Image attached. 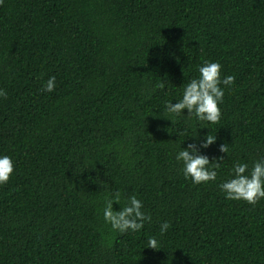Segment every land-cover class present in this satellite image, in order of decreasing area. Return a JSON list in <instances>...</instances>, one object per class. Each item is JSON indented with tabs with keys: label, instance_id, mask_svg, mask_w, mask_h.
I'll return each instance as SVG.
<instances>
[{
	"label": "trees",
	"instance_id": "16d2710c",
	"mask_svg": "<svg viewBox=\"0 0 264 264\" xmlns=\"http://www.w3.org/2000/svg\"><path fill=\"white\" fill-rule=\"evenodd\" d=\"M204 61L235 77L217 124L165 108ZM0 89V264H264V199L219 188L264 160V0H3ZM189 144L223 158L215 181L185 178ZM117 191L113 211L135 195L151 216L140 231L104 221Z\"/></svg>",
	"mask_w": 264,
	"mask_h": 264
},
{
	"label": "clouds",
	"instance_id": "9594fccd",
	"mask_svg": "<svg viewBox=\"0 0 264 264\" xmlns=\"http://www.w3.org/2000/svg\"><path fill=\"white\" fill-rule=\"evenodd\" d=\"M3 0H0V6ZM198 78L192 79L185 87L182 99L176 103L168 102L165 108L168 113L179 116L184 110L191 118L195 116L200 121H207L211 124L219 123L221 111L219 104L223 100L224 91L220 87L221 83L230 86L234 83L233 75L226 76L221 80V65L219 62L204 61L198 68ZM55 76L49 77L41 91L51 93L55 90ZM163 87V83L159 85ZM0 97L7 98V92L0 89ZM216 137L207 135L200 148H208L214 144ZM221 153L229 151L228 144H221L219 147ZM176 160L183 163V174L186 179L190 178L194 184L207 183L215 181L217 170L221 167L223 158H217L209 162L207 156L198 154V148L195 144H189L187 149L180 150ZM211 165V167H209ZM14 171V164L11 157L0 156V184H6ZM232 172L234 178L227 180L219 185L220 190L225 193V198L232 201H244L249 205H255L261 199H264V160L253 164L248 172L246 163H236ZM120 192L117 191L112 198L106 200L103 210L104 221L110 224L113 230L120 233L127 231L138 232L144 227V222H151V216L142 211L143 204L135 195L127 198V203L120 211H113V203L119 204ZM170 224L164 222L160 226L161 235L169 228ZM158 242L155 238H149L148 248L157 249Z\"/></svg>",
	"mask_w": 264,
	"mask_h": 264
}]
</instances>
